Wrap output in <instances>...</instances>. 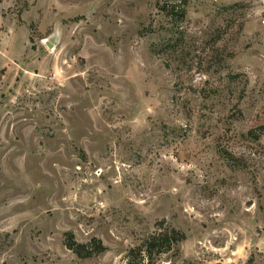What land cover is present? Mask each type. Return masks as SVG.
Returning <instances> with one entry per match:
<instances>
[{"label":"rangeland","instance_id":"obj_1","mask_svg":"<svg viewBox=\"0 0 264 264\" xmlns=\"http://www.w3.org/2000/svg\"><path fill=\"white\" fill-rule=\"evenodd\" d=\"M262 1L0 0V264H264Z\"/></svg>","mask_w":264,"mask_h":264},{"label":"trees","instance_id":"obj_2","mask_svg":"<svg viewBox=\"0 0 264 264\" xmlns=\"http://www.w3.org/2000/svg\"><path fill=\"white\" fill-rule=\"evenodd\" d=\"M188 0H178L168 11L170 17H175L178 9L180 20L186 16ZM159 231L152 234L141 245L130 250L123 264H156V261L166 254H177L179 245L186 240L185 234L175 228H166L161 222ZM66 247L81 259L91 258L104 253L107 248L100 239L94 238L89 244H81L75 240L72 233L67 235Z\"/></svg>","mask_w":264,"mask_h":264},{"label":"built area","instance_id":"obj_3","mask_svg":"<svg viewBox=\"0 0 264 264\" xmlns=\"http://www.w3.org/2000/svg\"><path fill=\"white\" fill-rule=\"evenodd\" d=\"M263 3V12H264V0L262 1ZM262 24H264V20L262 21Z\"/></svg>","mask_w":264,"mask_h":264},{"label":"water","instance_id":"obj_4","mask_svg":"<svg viewBox=\"0 0 264 264\" xmlns=\"http://www.w3.org/2000/svg\"><path fill=\"white\" fill-rule=\"evenodd\" d=\"M53 46H54V45H52V44L49 43V47H50V48H52Z\"/></svg>","mask_w":264,"mask_h":264}]
</instances>
